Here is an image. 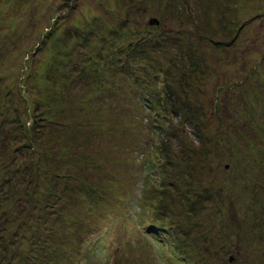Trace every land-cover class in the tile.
I'll use <instances>...</instances> for the list:
<instances>
[{
    "label": "rangeland",
    "instance_id": "rangeland-1",
    "mask_svg": "<svg viewBox=\"0 0 264 264\" xmlns=\"http://www.w3.org/2000/svg\"><path fill=\"white\" fill-rule=\"evenodd\" d=\"M156 1L0 0V41L9 40L13 45L18 43L23 51L31 50L24 59H33L31 68H27L20 65L18 58L15 61L10 59L16 57L13 51L4 53L1 60L7 66L0 71L3 74L0 86L5 85L4 92L1 93L7 94L5 97L8 99L17 98L23 93L27 96L30 88V99L27 101L31 104L54 92L53 84L56 81L57 84L62 80L64 85H72L68 102L61 105V110L65 113L74 112L71 117L65 115L63 120L66 124L69 123L64 130L69 131L73 142L68 143L65 148L59 146L54 139L52 150L58 152L60 157L65 154L88 155V160L98 161V164L88 168L90 171L87 183L92 188L68 189L63 194L65 199L57 197L64 190L58 186L61 180L56 179L54 182L48 173L43 177L37 173L34 177L38 185V202L45 210L44 222H52L56 226L38 240L35 253L42 258L39 264H48L50 257L52 264H167L164 261V250L169 251L173 264H264V245L255 249L250 243L248 246H238L231 242L241 234L244 237L245 231L241 230L237 219L242 217L244 223L249 224L256 215L263 220V227L257 228L255 232L249 230L245 236H251L258 245L264 244V187L260 186L264 184V161L257 158L264 155V147L258 146L264 143V121L249 120V116H255L258 120L261 118L260 114L264 116V112L259 110L261 107H258L259 102L264 104V93L259 90V95H255L252 92L257 88L249 86L252 78L249 69L256 64V57L260 52H264V0H185L183 4L187 10L179 7H174L173 10L171 5L163 2L157 4ZM220 1L224 2L222 11H215L219 25L214 26L213 30H207L200 24L214 12L213 8ZM226 5H232L233 16L240 13L250 16L248 24L237 18L234 22H229L224 10ZM218 8L221 9L219 6ZM195 11H198L197 18ZM151 17H156L159 23L150 24L148 21ZM122 24L127 26L123 42L132 41L134 37H142L148 32H151L150 37L155 41L158 42L156 38L161 40L157 51H160L159 61L165 67L164 72L159 66L157 71L160 73H153V69L145 62L147 59L142 64L147 70L144 74L142 66L135 69L121 64L120 40L116 38L114 30L118 28L122 31ZM51 29L52 35L44 38V34ZM37 30L40 33L35 37ZM72 31L76 36H69ZM28 34H31L30 37L34 36L33 40L26 38ZM217 35H227L222 44L219 41L213 42ZM65 36L70 38L61 43L58 39ZM192 47L199 55V63L209 66L210 70H205V74L202 71L198 74L185 71V55ZM153 48L148 46V49ZM123 49L127 50L125 47ZM186 49L188 50L185 51ZM127 52L129 59H134L130 56L132 51ZM238 52L243 54L242 58H238ZM136 61L141 62L140 58ZM187 61L190 62L189 58ZM130 63H135V60ZM15 70L21 71V90L18 91L13 86L14 93L10 94L5 89L14 80ZM208 75L212 77L209 78ZM254 78L264 82V69L254 74ZM117 79L118 82L121 80L123 88L116 93L110 86ZM241 80L242 83H239ZM74 81H80L77 87L73 86ZM168 85V92L173 94L176 91L185 104H181L179 98L175 101L170 97L166 103L162 98L165 104L157 102ZM181 85H186L187 88L184 89ZM204 88L205 93L210 95L209 100L216 91L226 89L224 97L229 98V106L219 107H233L237 111L235 105L238 103L239 117L244 127L241 136L245 134L242 140L233 142V150L226 153L223 161L217 158L216 153L213 155V159L209 161L210 168L217 169L213 174L191 172L194 169L191 165H182V158L181 164L174 166L172 174H178V179L186 185L177 190L179 193L176 194L171 181L167 187L156 179L158 172L163 174L162 170L168 172L169 169L159 158H164L162 153L165 154L166 149L167 154L171 146L177 149L187 140H193V143L196 141L195 137L199 135L193 132L194 125L180 117L196 114L197 107L200 109V100L207 101L201 96ZM83 94L90 95L91 105L94 107L98 108V105L107 102L109 116L107 112L104 115V108H99L96 110L99 119L94 123L91 120L90 125L86 126L83 121L87 120L84 118H89V111L94 107L81 100ZM233 96L249 102L250 108L240 106L243 102L238 98L233 99ZM26 104L21 98V111L26 110ZM207 108L209 112L211 110V115L216 113L214 106ZM227 111L226 114L229 112ZM70 119L75 123H70ZM218 121L217 119V123ZM161 122L164 127L157 126ZM23 123L27 124L28 121ZM10 129L5 134L8 148L21 141L18 138V128L10 125ZM201 132L206 139L217 137L215 117L201 125ZM165 137L167 140L164 142ZM40 147L44 151L48 148L43 143L37 147L41 152L43 149ZM2 152L3 144L0 142V155ZM180 156L175 155V160L178 161ZM228 161L233 168L227 164ZM244 165L249 167L250 173L243 170ZM201 167L199 164L196 170ZM229 167L237 173H231ZM59 172L62 174L63 169ZM188 177H192L191 181H196L193 184H197L194 188L198 189L197 192L205 194L206 189L217 191L223 188V192L226 190L229 197L235 198V202L231 203L226 194L225 202L221 200L211 205L207 201V210L203 209L202 213L198 210L194 216L188 215L186 211L183 214L174 205L178 203L174 198L180 199L186 191L187 194L193 192V188L187 185ZM256 178L257 183L254 181ZM237 180L239 185L235 183ZM2 181L3 178L0 177V186ZM198 182L202 185L198 186ZM14 188L19 187L15 185ZM41 188L45 189L44 193ZM9 189L11 188L8 186L5 191ZM72 190L77 193L76 197H73ZM50 197V201L63 215L50 217ZM161 197L167 204L173 205L172 211L168 212L165 204L164 207ZM246 201L252 206L250 210ZM219 205H223V208H219ZM183 209L184 207L181 210ZM28 213L34 217L43 215L42 210ZM5 217L7 229L11 230L14 240V226L9 222L7 214ZM147 219L155 224L164 223L165 228L159 229L156 234V228L151 229L146 224ZM25 226L26 223L22 222L20 231ZM68 256L76 258L72 262L67 259ZM230 256L232 259H229ZM28 261L31 262L27 257L21 256V264Z\"/></svg>",
    "mask_w": 264,
    "mask_h": 264
},
{
    "label": "trees",
    "instance_id": "trees-1",
    "mask_svg": "<svg viewBox=\"0 0 264 264\" xmlns=\"http://www.w3.org/2000/svg\"><path fill=\"white\" fill-rule=\"evenodd\" d=\"M223 1L227 2L229 0H223ZM156 2L157 4L163 2L165 4L171 5L173 7V10H174V7H179L182 10L183 9L187 10V7L183 4L185 0H157ZM223 3L224 2L220 1V3L217 4V6L213 8L214 12L211 13V15L207 18V20L200 25L204 26L207 30H213L214 26L219 25L217 22V15L215 11L217 10V12H221ZM218 6L221 9H219ZM231 8H232V5H226L224 7V10L227 13V16L229 17V20H228L229 22L230 21L234 22L235 18H237L238 20L242 19V22L247 21V24H248V21H249L248 18H250V16L248 15L244 16L242 13L233 16ZM189 11L191 12V10ZM197 12L198 11H195L196 18H197ZM175 17L177 19V16ZM126 27H127L126 25L122 24L120 26L122 31H119L118 28H115L116 30H114L117 36L116 38L117 39L119 38L120 40L119 48L121 52L120 56L122 57L121 64H124L125 66L129 65L131 68H135V69L136 67L142 66L141 69L143 70V74H144V73H147V70L142 64H143V60L147 59L145 62L151 69H153V73L156 71L159 74L160 72L157 71L159 66H161L159 68H161L162 70L165 69V67L162 64H160L161 62L159 61L160 51H157L158 49H160L159 41L161 40L156 38L158 42L155 41V39H152L150 37L152 35L151 32H148L147 35H144L142 37H137V38L134 37L132 41L127 40L123 42V35H125L124 30ZM76 32L78 33V31ZM39 33H40L39 30H37L35 37ZM52 33L53 32L51 29L49 32H46L44 34V38L50 37ZM69 34H70L69 35L70 37L76 36L74 35L75 33H73V31L71 33L69 32ZM30 35L31 34L26 35V38L27 39L30 38L31 40H33L34 36L30 37ZM69 36L59 38L58 40H61V43H64L65 41H67L68 38H70ZM87 36H89V34H87ZM226 36L227 35H217L215 38H213V42L215 43L216 41H219L220 44H222L224 42L223 38ZM21 37L24 38V35L21 34ZM22 42L23 41H21V43ZM17 44L18 43H15L13 45L9 42V40L5 42L4 39H1L0 41V49H1L0 51V71L3 69L4 70L6 69L7 65L6 63L2 62L1 58H4L5 54L8 51H13L16 55V57H13L10 59L14 60L18 58L21 63V64L20 63L18 64L27 66V68H31V62L33 59H28L27 61L24 59L25 55L28 56L31 50L27 49L23 51L21 50L20 45H17ZM148 46L154 47V48L151 50V49H148ZM124 47L127 50H124L123 49ZM128 50L132 51L133 54H130V56H132L134 59H129V55L127 52ZM187 50L188 49H186L185 51ZM17 54H18V57H17ZM198 56L199 55L195 53L193 47L189 48V51H187L185 55L186 62H187V67H185V71L190 70L188 71V73H192V74H198L200 71H202L205 74V70H210L209 66H202L199 63L200 60L197 58ZM242 56L243 54L238 52V58H242ZM137 58H140L141 62L137 63L136 61ZM188 58L190 60L189 63L187 61ZM131 60H135V63L131 64L130 63ZM25 63L27 65H25ZM20 65L18 68H20ZM166 69L168 68L166 67ZM263 69H264V52L261 51L260 54L256 57V64L254 66H251L249 69V74L252 76V78H250L251 82L249 83V86H252V88H257L253 90L252 92L255 95L258 94L259 90L260 92L264 93V82L261 81L259 78H254V74L260 72ZM15 72L16 74H15L14 80L12 81V83L8 84L5 89V92H8L10 94L14 93V89L12 91L13 86L14 88H17L18 91L21 90V82H22L21 71L15 70ZM27 72H29V70H27ZM24 75L25 74H23V76ZM1 76H3V74H0V77ZM208 76L209 78L212 77V75H208ZM220 77H217V78H220ZM169 80L171 81V78H169ZM60 81H61L60 82L61 84L60 83L57 84V81L55 82V84H53V89H54V92L52 91L53 93L51 92L49 96L40 97L39 102H34V103L31 102V104L27 101L28 99H30V97L28 96L30 95L29 92H31L30 88L28 89V93H26L27 96L23 93L17 98L9 97L8 99L5 97L7 94L4 95L1 93V92H4L5 85L3 84V86H0V142L3 144V151H4L0 155V177L3 178L2 184L0 186V189H1L0 190V209L2 210L0 212V253H1L0 261H1V264H3V262L4 264H21V256L27 257V259L31 261V262L29 261L25 262L26 264H39V261L42 258L40 257L39 254L35 253L38 240L41 239L45 233L49 231L51 232L52 230L56 228V226L52 222H50V224H46L44 222V219L46 218L44 217L45 210L43 206H41V204L38 202L39 197H37L36 195L38 185L36 184V180L34 177L37 176V173L40 177H43L45 173H48L54 182L56 181V179L61 180L62 184L58 182V186L61 188H64V190L60 194L59 192H57L56 194H59L57 197H60L62 199H65V195L63 194H65L68 189L70 190L72 188H83L84 190H86V189L92 188V186H90L87 183V181H89L88 172L90 171V169L88 168H90L93 165L98 164V161L88 160V155L69 156L65 154V156L63 155V157H60V154L58 152H55L52 150L54 139H56V142L59 144V146L62 145L65 148H67L68 143L73 142V137L70 136L69 131L64 130L65 127H67L69 123L66 124L63 120L65 119L64 117L65 115H67V117H71L74 114V112L65 113L61 110V108L63 107L61 105H64L66 104V102H68L67 97H68L69 92H72L71 90L72 85L66 86L63 84L62 80ZM79 83L80 81H74L73 86L77 87ZM239 83H242V80ZM183 84H186V83H183ZM232 85H234V83H232ZM122 86L123 85L121 83V80L118 82V79H117L113 81L110 87H113V90L116 91L117 93V91H120L119 89L123 88ZM181 86L184 89L187 88L186 85H181ZM168 88H169V85L166 89H164L165 96L164 94H162L160 95V98L159 97L157 98L158 103L165 104L168 101L169 97L174 98L175 101L179 98L176 91L172 94L171 92H168ZM198 88L200 87H197V89ZM224 90L226 89H223V90L220 89L216 91L214 96L211 97L210 100H209L210 95L205 93V88L201 90V96H203L204 98L207 99V101L208 100L209 101L207 102V101L200 100L199 107L201 110L197 107L195 111L196 114H192L188 116L181 115L182 117H180V119L182 120L183 118L184 119L186 118L188 121L192 122V124L194 125L193 132L199 135V136L196 135L195 137L197 138L196 141L193 143L192 142L193 140H187V142L183 143L180 147H177V149H174L171 146L167 154H166V149H165V154L162 153L164 158L162 157L159 158L161 162H164L165 164H167V166H169V169H168V172L167 171L164 172L161 169L163 174H160L158 172V177H156V179L158 183L163 182V185H166L167 187H169L170 181H171L173 183V187L175 188L173 191L176 194L179 193L177 192V190H180L181 188H183L182 187L183 185H186V183L184 184L182 181L178 179V176H177L178 174L176 175L172 174L174 170V166L176 164H181L182 158H184V162L182 163V165L187 166L186 164H188V165H191V167L194 169V170H191V172L200 171L201 173L213 174L214 171L217 170V169H214L213 167L210 168V165H209V161L213 159V155L216 153L217 158L223 161L225 159L224 156L226 155V153L229 150L231 151L233 150V146H232L233 142L236 140H242V137L245 134L244 133L241 136V132L244 130V127L242 126L243 122L241 121L239 117L240 112H238L239 110L237 106L238 103L235 105L237 111H235L233 107H226V108L219 107V106H229L227 104L229 98L226 99V97H224ZM21 98L23 99V101H25V104L27 103L25 105L26 110H22V111H21ZM162 98L165 99V103L162 102ZM237 98L241 102H243V100L239 98L238 96H233V99H237ZM81 100L88 103L89 106H92L90 95L88 96L86 94H83V97ZM180 100L181 99L179 98V101ZM181 104H185V102L181 100ZM208 106H214L216 113H213L211 115V110L209 112V108H207ZM240 106H243L246 109H248L250 108L249 106L251 105L249 102H243L241 103ZM258 107H261L259 110L264 112V108H263L264 104L259 102ZM80 108H83V106H81ZM99 108H104L105 109L103 111L104 115H105V112H107V116H109V113L107 111V102L102 103L101 105H98V108L97 106H95L91 111H89L91 113L89 118H84V120L88 121V122L83 121V123L86 126L90 125L91 120L94 123L97 119H99L97 118L99 114L96 113V110H99ZM221 109H224V111H221ZM225 109H227L229 112ZM226 111L228 112V114H226ZM213 117H215V120H216L218 138L214 137L215 138L214 139L213 137L212 138L207 137L206 139V136L201 135L202 134L201 125L206 121L207 123L210 120L212 121ZM260 117L261 118L258 120V118L255 116H252V117L249 116V120L263 122L264 121L263 114H260ZM217 119L219 120L218 123H217ZM244 119L246 118L244 117ZM26 121H28V123L24 124L23 122H26ZM69 122L75 123V121L71 119L69 120ZM61 123L62 125H60ZM10 125L11 127L15 125L18 128L17 130L18 138H20L21 141H17V143L19 142L17 145H14L13 147L8 148L7 146L8 139L6 140L7 135L5 134L10 132L11 130ZM157 126L164 127L165 125L161 122V123H158ZM7 129L8 131L6 132ZM73 130L75 129L73 128ZM167 134H169V127H168ZM73 135H75L74 132H73ZM175 136H177L176 133H175ZM255 137L258 138V136H255ZM166 140L167 138L165 137L164 142ZM43 143L46 144L48 148L47 149L45 148V151H44V148L40 147V149H43V151L41 152V150L37 149V147L43 145ZM258 146L264 147V143ZM178 154H180L181 156H180V159L176 161L174 156ZM253 157H257V156H253ZM257 158H259L260 161H264V155H262L261 157H257ZM216 162H219V161H216ZM199 164H201L202 166L201 169L203 168L202 170L201 169L196 170ZM227 164H229V166L233 168L230 161H228ZM263 166H264V162H263ZM48 167L49 169H46ZM44 169L47 170L48 172L45 171ZM62 169H63V173L61 174V172L59 171ZM102 169L103 168L101 167V170ZM229 170H231V173H235V174L237 173L236 170H232L230 169V167H229ZM243 170H246L248 173L251 172L249 167L246 165H244ZM187 171H189V169ZM191 178L188 177L186 180L189 181V184L187 183V185H190L193 188L192 193L187 194V191H186L184 195H182V197L180 196V199H177V197L173 194V196L176 197L174 198V200L178 201V203H174V205L178 206L180 208V211L183 214L186 211L188 215L194 216V214L198 210L199 212L202 213L203 209L207 210V205H206L207 201L210 202L211 205L214 203L217 204V202H221V200L225 202L226 194L228 195L227 198H229L231 203L235 202V198L229 197V194L226 192V190L223 192V188L222 190L219 188L217 191L206 189L207 194L197 192L198 189H194L197 186V184H193L196 181H191ZM199 180L200 179H198V181ZM41 181L43 182L42 179ZM73 181H74V184H73ZM254 181L257 183V178ZM50 183L51 182H49V184ZM224 183L225 181L223 182L222 185H224ZM235 183H238V180ZM15 185H18L19 188L17 189L14 188ZM199 185H202V183L198 182V186ZM8 186L11 189L5 191V189L8 188ZM55 186H56V183H55ZM68 186L70 187L68 188ZM248 186H246L245 188H248ZM260 186L264 187V184L263 185L261 184ZM260 186H258V188ZM53 189H57V188L53 187ZM40 190L43 193L45 192V189L41 188ZM82 191H79V192H82ZM72 192H74V190H72ZM170 193L171 192H169V194ZM76 195L77 193L74 192L73 197L74 196L76 197ZM241 198L243 199V197ZM50 199L51 197L48 198V201H50ZM161 200L163 202V205L164 204L166 205V207L165 205L164 207L168 209V212L174 209L173 205L170 206L164 201V198H162ZM64 202H66V200ZM162 202L160 203V205L162 204ZM50 203H51L49 207L50 209L48 210L51 213L50 217L52 215L53 216L63 215L61 211H58V209L56 208V205L52 201H50ZM247 203H248V206L247 205L246 206L249 208L248 210H250L252 206L249 204L248 201H246L245 204ZM182 207H184L183 210H181ZM219 208H223V205H219ZM27 209H30L28 211L32 213L37 212L38 210H42L43 215L41 217H34V215H32L31 213H28ZM167 209L165 210V212L167 211ZM5 214H7V218H9V222L12 223V225L14 226L13 231L16 234L14 240L12 239L11 230L7 229ZM247 216H250V215L247 214ZM21 218H22V221H21ZM146 221H147L146 224H148L151 229L152 227L156 228L155 230L156 234L159 231V229L161 230L162 228H165L164 223L161 224V222H159L155 224L151 222V219H147ZM22 222L26 223V226L23 231H20ZM237 222L241 230L245 231V233H244L243 238H242V234L239 237L240 239L234 237L231 241L232 244L236 243V245L238 246L246 244L248 246V243H250L252 244L253 248L260 249V245H264V244L261 243L258 245L256 242H254V239L250 238L251 236L248 237V236H245V234H248L249 230H251L252 232H255L257 228L260 229L261 227H263L262 226L263 220H261L259 216L255 215V218L252 220V222H249V224L244 223V219H242V217L241 219H237ZM221 223L225 225L224 221H221ZM16 231H20V232L17 233ZM9 233H10V236H9ZM161 248H164V247L162 246ZM262 251L264 253V247L262 248ZM164 256H165L164 261L167 262V264H173L170 260L169 251L164 250ZM74 258L76 257H70V256L67 257V259L68 260L71 259L72 262ZM51 259L52 257H50V261L48 262V264H52ZM229 259H232V257L230 256Z\"/></svg>",
    "mask_w": 264,
    "mask_h": 264
},
{
    "label": "water",
    "instance_id": "water-1",
    "mask_svg": "<svg viewBox=\"0 0 264 264\" xmlns=\"http://www.w3.org/2000/svg\"><path fill=\"white\" fill-rule=\"evenodd\" d=\"M150 24H158L159 21L156 17H151L148 21Z\"/></svg>",
    "mask_w": 264,
    "mask_h": 264
}]
</instances>
